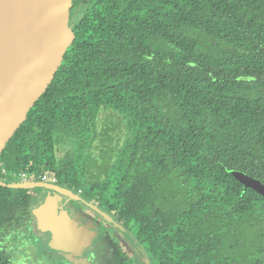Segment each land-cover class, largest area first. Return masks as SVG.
<instances>
[{
	"label": "trees",
	"instance_id": "obj_1",
	"mask_svg": "<svg viewBox=\"0 0 264 264\" xmlns=\"http://www.w3.org/2000/svg\"><path fill=\"white\" fill-rule=\"evenodd\" d=\"M70 26L0 169L85 189L156 264H264V197L232 174L264 184V0H74ZM34 206L0 186V246Z\"/></svg>",
	"mask_w": 264,
	"mask_h": 264
},
{
	"label": "water",
	"instance_id": "obj_2",
	"mask_svg": "<svg viewBox=\"0 0 264 264\" xmlns=\"http://www.w3.org/2000/svg\"><path fill=\"white\" fill-rule=\"evenodd\" d=\"M26 1L40 21V35L36 37L34 48L28 59L25 63H21L6 89L0 92V158L7 144L27 120L30 110L54 81L68 48L76 38V32L70 26L74 0ZM232 174L245 186V189H254L264 197V184L259 179L238 170H233ZM0 186L24 190L43 188L50 195H64L80 203L94 215L111 220L112 224L126 236L132 237L127 228L111 213L69 187L50 181L11 182L1 178ZM47 211L48 208L45 204L40 209L34 210V214L39 218L40 227L41 224L48 221ZM51 219L53 224H56L55 228L52 229L55 231L53 245L62 250L61 243L83 241L89 233V225L71 212L60 210ZM58 219L61 221L59 222ZM91 234H94L92 230Z\"/></svg>",
	"mask_w": 264,
	"mask_h": 264
},
{
	"label": "rangeland",
	"instance_id": "obj_3",
	"mask_svg": "<svg viewBox=\"0 0 264 264\" xmlns=\"http://www.w3.org/2000/svg\"><path fill=\"white\" fill-rule=\"evenodd\" d=\"M0 3H2V1ZM28 57V54H22L18 59H13L12 57H3L0 54V63H3L5 69L7 66L8 69L15 71L16 67L21 63H25ZM21 174V172H7L3 179L11 182H20L24 180ZM40 174V172L29 174L28 181H42L40 179ZM76 188L73 189L77 190L78 188ZM84 190L79 189L77 192L80 191L89 200L96 202L103 207L105 211L109 212L108 207L100 204L98 198L89 195V193ZM29 191L34 198V205H41L42 203L47 205L48 221L41 224L40 227V224L38 223L37 225L36 223L37 220L39 221L38 217H36V220L31 219L24 228L11 231L2 242V252L14 261L15 264H85V260L82 258L79 259L78 257H81L80 255L82 252L83 254L84 252L87 254L89 249H92L91 252L97 257L98 264H156L150 258L145 247L136 240L132 231L127 229L132 235V237L129 238L118 227L113 225L111 220L104 219L99 215H96L95 218L97 219L94 221L84 215L83 220L89 225L90 229L83 241L67 244L61 243L63 250L73 255H67L65 258L57 257L56 255L54 257L51 256V246L50 243L48 245L47 241L49 238L46 234L56 226L55 223L53 224L51 217L56 215L60 210H73L79 215H82L84 214L83 209L86 207L64 195L51 196L49 192L43 188L31 189ZM64 200H69V206L63 209L59 207L58 204ZM70 206L72 207L70 208ZM38 208L40 209L39 206ZM92 214L94 215V213ZM58 221L60 222L61 220L58 219ZM91 230L95 231L94 234H91ZM53 246L56 247L55 245Z\"/></svg>",
	"mask_w": 264,
	"mask_h": 264
},
{
	"label": "bare ground",
	"instance_id": "obj_4",
	"mask_svg": "<svg viewBox=\"0 0 264 264\" xmlns=\"http://www.w3.org/2000/svg\"><path fill=\"white\" fill-rule=\"evenodd\" d=\"M1 1L0 54L13 59H18L22 54L29 55L34 48L36 37L40 35L41 24L36 13L28 6L26 0ZM15 71L7 66L5 69L3 63H0V92L6 89Z\"/></svg>",
	"mask_w": 264,
	"mask_h": 264
},
{
	"label": "flooded vegetation",
	"instance_id": "obj_5",
	"mask_svg": "<svg viewBox=\"0 0 264 264\" xmlns=\"http://www.w3.org/2000/svg\"><path fill=\"white\" fill-rule=\"evenodd\" d=\"M57 183V182H56ZM59 184V183H58ZM60 185H62V184H60ZM63 186H66V187H69V186H67V185H63ZM69 188H71V187H69ZM71 189H73V188H71ZM75 190V189H74ZM75 191H77V190H75ZM80 192V191H79ZM81 193V192H80ZM50 194V193H49ZM82 194V193H81ZM83 195V194H82ZM51 196H58L57 194H51ZM84 196V195H83ZM44 204L42 203L41 205L39 204V205H35L34 206V209H33V216H32V219H35L36 220V215L34 214V210H36V209H38V206L39 207H41V206H43ZM59 205V207H61V208H63L64 209V207H66V206H69V200H64V201H62L60 204H58ZM72 206H70V208H71ZM73 209V208H72ZM104 209V208H103ZM69 210V209H68ZM68 212H71V213H73L74 215H76L77 217H79L84 223H85V221L83 220V217H84V215H85V217H88L89 219H92L93 221L94 220H96L97 218H95L96 217V215H93L88 209H86V208H84L83 209V213L84 214H82V215H79L78 213H76V212H74L73 210H69ZM87 212V213H86ZM110 213V212H109ZM81 216V217H80ZM38 221V220H37ZM36 221V223H37V225H38V223H39V221L37 222ZM87 224V223H86ZM94 227V226H93ZM99 229V228H98ZM95 231H93V233H94ZM99 233V232H98ZM47 235H48V238H49V240L47 241L48 242V245H49V243H50V254H51V256H57V257H63V258H65V256H67V255H73V254H70V253H67V252H65L64 250H62V249H60V248H58V247H54L52 244H54V235H55V231H48V233H46ZM105 239V238H104ZM52 240V241H51ZM105 244H106V241H105ZM1 245H2V243H1ZM1 247V246H0ZM92 250V249H91ZM91 250L89 249V252L86 254V252H84V254H83V252H82V254L80 255L81 257H78L79 259H83V260H85V264H98V261H97V257L95 256V254L93 253V252H91ZM49 254V255H50ZM14 264H15V262L14 261H12Z\"/></svg>",
	"mask_w": 264,
	"mask_h": 264
},
{
	"label": "built area",
	"instance_id": "obj_6",
	"mask_svg": "<svg viewBox=\"0 0 264 264\" xmlns=\"http://www.w3.org/2000/svg\"><path fill=\"white\" fill-rule=\"evenodd\" d=\"M7 174L5 169H0V178L3 179V177ZM21 176L24 178L23 181H28V176L29 174L27 172L22 173ZM34 176V175H33ZM42 181H50L56 183V178L53 174L46 173L43 174L42 177L40 178Z\"/></svg>",
	"mask_w": 264,
	"mask_h": 264
}]
</instances>
